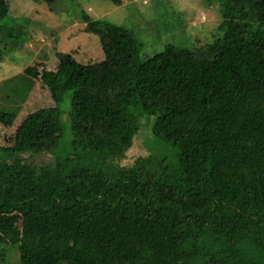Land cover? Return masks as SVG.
<instances>
[{"label":"trees","instance_id":"obj_1","mask_svg":"<svg viewBox=\"0 0 264 264\" xmlns=\"http://www.w3.org/2000/svg\"><path fill=\"white\" fill-rule=\"evenodd\" d=\"M217 1L208 43L146 57L81 13L100 59L55 51L9 81L33 106L0 110V264H264V0ZM143 114L175 161L110 167Z\"/></svg>","mask_w":264,"mask_h":264},{"label":"rangeland","instance_id":"obj_2","mask_svg":"<svg viewBox=\"0 0 264 264\" xmlns=\"http://www.w3.org/2000/svg\"><path fill=\"white\" fill-rule=\"evenodd\" d=\"M119 1L114 4L112 0H58L48 5L32 0H10L9 17L0 23L18 37H15L17 43L12 44L0 31V45L6 49L0 59V110L8 109L11 102L22 109L33 104L22 99L12 100L9 81L34 59H49L55 51L71 52L79 60L101 58L99 38L87 32L81 13L131 29L141 43L143 57L168 44L193 49L208 43L219 15L217 0ZM153 119L146 114L140 117L141 125L131 146L120 157L108 159L110 167L128 168L139 157L151 159L154 153L167 157L168 162L175 161V152L170 146L156 140L154 143L150 134ZM37 160L41 164L54 161L52 153L40 154ZM9 262L17 264L14 249L9 251Z\"/></svg>","mask_w":264,"mask_h":264}]
</instances>
